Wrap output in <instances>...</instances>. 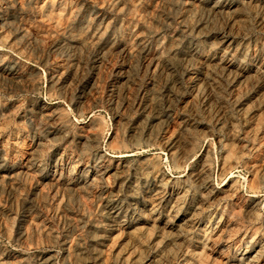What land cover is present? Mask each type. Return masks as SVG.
Instances as JSON below:
<instances>
[{"label":"rangeland","instance_id":"1","mask_svg":"<svg viewBox=\"0 0 264 264\" xmlns=\"http://www.w3.org/2000/svg\"><path fill=\"white\" fill-rule=\"evenodd\" d=\"M192 2L0 0L3 264H41L48 257L53 264H101L99 258L105 256L102 242L116 234L108 230L107 205L95 194H83L78 184L71 189L66 185L74 179L81 184L87 176L88 167L70 170L65 165L69 162L63 160L64 154L77 152L84 142L91 156L85 166L97 152L115 165L119 160L125 165L123 171H113L108 184L110 194L122 190L124 196L137 190L132 187L138 183L135 171L145 159L154 158L169 177H186L209 151L215 183L234 180L242 194L258 196L261 211L256 215L264 217V107L252 105L250 111L243 112L256 100L259 87L252 81L240 89L233 81L223 82L220 102L198 101L191 108L197 100L186 72L191 61L185 54L200 40L202 29H209L206 25L210 21H205L214 3L202 6ZM200 7H204L203 12ZM239 13L244 16L240 31L231 29L223 19L212 22L210 30L215 36L245 37L252 49L253 45L258 49L264 44V12L245 8ZM97 17L114 20L104 36L107 44L80 50L75 44L78 35L93 34ZM156 51L161 53V63L171 57V64L181 66V85L170 113L173 119L168 123L161 122V116L169 113L165 99L150 104L155 75L147 64ZM161 69L156 74L164 83L167 78L160 76ZM163 85L166 94L171 84ZM42 105L59 118L50 121L42 117ZM181 121L190 129L187 140L194 156L188 165L174 170L163 141L169 135H178ZM228 122L235 126L232 133L226 130ZM40 127L49 131L55 146L46 150L43 167L33 175L26 174L24 167L33 163L38 152ZM232 140L237 146L248 147L249 152L222 178L221 155L224 144ZM249 163L256 165L262 178L253 177ZM256 179L258 189L250 190L248 184ZM134 197L127 201L135 209L133 221L144 210L139 195ZM239 214L243 221H251L243 211ZM256 224L264 232L261 222ZM76 248L85 254L79 257ZM215 264H221L220 260Z\"/></svg>","mask_w":264,"mask_h":264},{"label":"bare ground","instance_id":"2","mask_svg":"<svg viewBox=\"0 0 264 264\" xmlns=\"http://www.w3.org/2000/svg\"><path fill=\"white\" fill-rule=\"evenodd\" d=\"M195 2L202 6L214 3L209 7L205 21H210L206 25L209 29H202L200 40L185 54L187 60L191 61L186 72L197 100L191 108L196 107L198 101L208 100L210 103L221 100L222 85L227 81H233L239 89L249 86V81L259 87L256 100L251 101L243 112L250 111L252 105L264 107V44L258 49L253 45L252 49L247 38H239L237 35L231 38L221 34L215 36L210 30L213 27H209L212 22L223 19L227 20L231 29L240 31L244 16L239 12L245 8L254 11L260 8L264 12V0H193L191 4ZM117 6L120 10V4ZM198 10L203 12L204 7ZM107 20L106 17H97L93 22V34L78 35L75 42L77 48L83 50L100 43L106 45L104 36L112 29L114 22L113 19ZM156 48L158 50L160 46L157 44ZM160 58V51L148 57L147 65L155 75L150 104L155 105L158 100L165 99L169 113L161 116V122L168 123L173 119L170 113L181 85V66L171 64V57L164 59L163 63ZM158 68H162L160 76L165 75L167 78L164 83L156 74L159 73L156 72ZM124 78L128 80L129 77ZM163 84H171L166 94ZM208 108H211L209 104ZM40 110L42 117L47 120L55 121L59 118L44 105L40 106ZM39 129L41 139L37 144L38 152L33 163H27L24 167L26 174L33 175L43 167L46 150L55 146L52 142L55 139L48 136L49 131L46 128ZM234 129L233 123L226 128L230 133ZM177 130L178 135H169L163 141L174 170L188 165L194 156L187 138L190 129L181 121ZM135 144H139L138 141ZM247 148L237 146L233 140L224 144L220 177L223 178L235 169L237 160L249 152ZM93 156L91 164L85 166V161L89 162L91 156L89 145L84 142L77 152L73 150L64 154L63 160L69 162L65 165L70 170L83 171L88 167L83 182L80 184L78 179H74L71 183H65L67 189L78 184L83 194H95L98 200L107 205L108 230L111 235L116 234L102 242L105 256L99 258L101 264H215L216 260H220L221 264H264V232L256 224L260 221L264 226V217L256 215L261 211L260 200L255 194H242L234 180L217 185L212 178V156L209 151L199 158L186 177H169L154 158L145 159L144 164L135 171L138 183L132 185L138 192L133 190L125 196L122 190L114 194L108 192L113 171H123L125 165L120 160L115 165L114 161H109L99 152ZM248 167L253 177L256 176L258 180L262 178L263 174H258L254 163H249ZM258 180H251L248 184L250 190L258 189ZM135 195H139L144 210L133 221L132 212L135 209L133 203L127 201L130 198L133 200ZM240 211L251 221H243ZM75 253L79 257L85 254L77 248ZM0 264H3L1 258ZM41 264L53 262L48 257Z\"/></svg>","mask_w":264,"mask_h":264}]
</instances>
